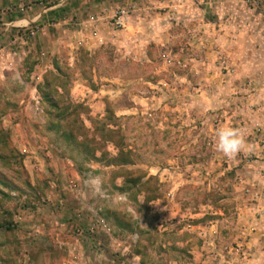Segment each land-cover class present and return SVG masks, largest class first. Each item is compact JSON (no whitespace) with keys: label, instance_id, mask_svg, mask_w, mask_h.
Here are the masks:
<instances>
[{"label":"rangeland","instance_id":"obj_1","mask_svg":"<svg viewBox=\"0 0 264 264\" xmlns=\"http://www.w3.org/2000/svg\"><path fill=\"white\" fill-rule=\"evenodd\" d=\"M48 1L0 0V264H264V11L207 27L138 0L122 29L81 32L92 13L65 0L14 24ZM224 127L245 140L232 158ZM70 224L80 254L47 239Z\"/></svg>","mask_w":264,"mask_h":264},{"label":"crops","instance_id":"obj_2","mask_svg":"<svg viewBox=\"0 0 264 264\" xmlns=\"http://www.w3.org/2000/svg\"><path fill=\"white\" fill-rule=\"evenodd\" d=\"M56 1L54 4L47 6L46 8H42L41 10H38L37 4L32 5L31 7H29V11L28 12H19L18 15L14 16V24L19 27L24 26V25H33V24H38V22L41 21H45L44 19H46L48 17L49 11H51V9H58L59 7H65L64 6V2L65 0H62L60 2V0H54ZM58 1V2H57ZM138 0H81V17H82V13L83 12H91L92 14H88L87 17H83L81 18V32L84 31L83 28L86 25H94V29L93 30H97L98 26L97 23L98 22H102L105 20V18H110L112 17V14L115 12V10L117 8H124L126 9L128 12L132 13L134 12V10H136L137 8V2ZM143 3H150L151 0H140ZM154 1V0H153ZM171 1V0H170ZM176 1V0H174ZM48 0H45V3L48 4ZM50 2H52V0H50ZM60 2V3H59ZM158 4L160 2H162L161 0H157ZM178 2V3H177ZM163 5H166L165 3L169 4V0H164V2H162ZM180 5V6H185L187 4L191 5L192 7L194 6L195 8L193 9V14L190 12V14L188 15V19L190 20H195L198 21L200 20L199 18H206L203 22V24L205 26L208 27V22L207 18L209 19V17H211V15L216 16L218 18L222 17L225 18L226 15V21H231L232 19H235L236 15L242 16L243 18H245L246 16H252L251 11H255L258 7H254L252 5L246 4L245 0H179L176 2H172V5ZM19 5H22L21 3H19ZM162 5V4H161ZM144 6V5H142ZM189 6V7H191ZM241 9L240 13H238L235 9ZM132 9V10H131ZM260 9V8H258ZM261 10V9H260ZM192 11V10H191ZM129 14V13H128ZM52 15H56L57 18V23L52 26L56 27L57 29H61L60 31L62 32H66V29L64 28L65 25L68 23V15L66 13L62 12H52ZM195 15H197L198 17H196ZM209 16V17H208ZM128 18V15H127ZM255 19H258L255 16ZM127 21V20H126ZM24 22V24L22 23ZM7 23V22H6ZM3 23L2 25L6 24ZM10 23H7L5 26L9 25ZM101 24V23H100ZM202 25V26H204ZM52 26H50L52 28ZM47 27H49L47 25ZM5 29H2V31L4 32ZM42 32L44 31L43 28H41ZM208 30V28H207ZM94 36V35H93ZM96 37V36H95ZM92 42L95 41V39L91 40ZM10 48H0V54H2V52H8ZM12 49V48H11ZM15 50H19L21 52V50L23 51H27V52H33V51H37V48H14ZM2 58V56L0 57ZM22 60V59H21ZM19 60V61H21ZM47 69H52L50 63L49 65L46 64L45 67H43V71L47 70ZM66 233L64 235H62V233L64 232V228H58V227H51L50 229V233L48 232L47 235V239L49 241H51L52 243H58V244H62V245H66V246H73L74 249L77 250V252L80 254L79 252V248H80V242H81V236L80 234H75L73 235L72 231H76L79 233H81V226H79L78 224H70L68 225V227L66 228ZM43 237V236H42ZM42 237L40 236H36V240L37 241H42L40 240ZM46 237V236H45ZM72 242V244H71ZM78 248V249H77ZM101 250V249H100ZM101 256V251L100 254ZM34 257V256H32ZM49 261V258H48Z\"/></svg>","mask_w":264,"mask_h":264},{"label":"clouds","instance_id":"obj_3","mask_svg":"<svg viewBox=\"0 0 264 264\" xmlns=\"http://www.w3.org/2000/svg\"><path fill=\"white\" fill-rule=\"evenodd\" d=\"M216 147L225 156L232 158L245 147V140L238 129L224 127L217 132ZM85 183L92 189L94 194L102 192V180L100 177H90Z\"/></svg>","mask_w":264,"mask_h":264},{"label":"built area","instance_id":"obj_4","mask_svg":"<svg viewBox=\"0 0 264 264\" xmlns=\"http://www.w3.org/2000/svg\"><path fill=\"white\" fill-rule=\"evenodd\" d=\"M62 0H60L61 2ZM59 2V3H60ZM246 4L252 5L254 7H258L261 10L264 11V0H245ZM127 10H125L124 8H117L115 10V12L112 14L111 17V26L115 29V30H120L124 27L125 22L127 20ZM248 191V188L246 189ZM95 227L100 228L101 230L105 229V225L103 223L102 220H97L95 224H93L89 231L93 232L95 229Z\"/></svg>","mask_w":264,"mask_h":264},{"label":"trees","instance_id":"obj_5","mask_svg":"<svg viewBox=\"0 0 264 264\" xmlns=\"http://www.w3.org/2000/svg\"><path fill=\"white\" fill-rule=\"evenodd\" d=\"M107 141H110V140L108 139ZM115 148L118 151L116 158H117V160H119L120 163H122L125 160H120V159L123 158V157H126V155L123 153L122 148H120L119 146L115 145Z\"/></svg>","mask_w":264,"mask_h":264}]
</instances>
